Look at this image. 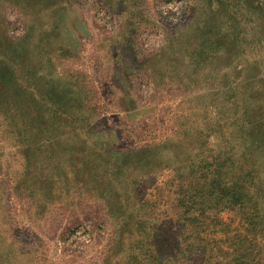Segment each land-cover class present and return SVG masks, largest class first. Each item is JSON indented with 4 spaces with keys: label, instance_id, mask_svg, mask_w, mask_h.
I'll return each mask as SVG.
<instances>
[{
    "label": "rangeland",
    "instance_id": "rangeland-1",
    "mask_svg": "<svg viewBox=\"0 0 264 264\" xmlns=\"http://www.w3.org/2000/svg\"><path fill=\"white\" fill-rule=\"evenodd\" d=\"M0 264H264V0H0Z\"/></svg>",
    "mask_w": 264,
    "mask_h": 264
}]
</instances>
